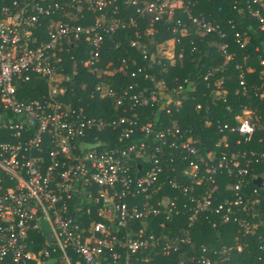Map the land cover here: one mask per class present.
Returning a JSON list of instances; mask_svg holds the SVG:
<instances>
[{
	"label": "built area",
	"instance_id": "1",
	"mask_svg": "<svg viewBox=\"0 0 264 264\" xmlns=\"http://www.w3.org/2000/svg\"><path fill=\"white\" fill-rule=\"evenodd\" d=\"M118 2L0 0V264H166L157 257H169L192 242L191 228L202 216L214 227L218 220L238 222L249 235L263 224L254 220L251 209L264 191V171L254 176L262 178L260 186L250 189L248 178L256 164L264 163V151L236 148L228 133H238L237 144L251 141L264 127L253 110L244 107L234 125L217 121L222 135L205 149L199 139L185 138L186 130L176 119L167 124L159 115L139 124L140 107L157 104L158 113L172 114L171 105L180 109L190 96L187 85L195 86L186 77L169 91L162 79L148 92L137 80L152 78V73L143 65L134 67L137 61L127 58L121 69L130 71L135 83L118 90L101 80L88 94L112 98L124 114L90 115L67 99L75 95L68 83L79 63L71 54L73 46L86 43L89 54L83 65L98 78L120 69L99 64L106 42L120 28L137 26L136 16H120ZM246 2L251 17L264 29V0ZM126 3L135 6L138 15H150L151 26L166 17L174 23V32L189 34L192 26L200 36L217 35L216 45L226 61L235 55L221 22L193 12L198 0ZM92 13L91 21L79 22ZM227 23L234 40L244 47L247 31L236 29L232 20ZM131 45L148 58L147 46L139 38ZM68 57L72 72L66 67ZM36 76L45 89L37 97H23V85ZM240 77L245 86L243 73ZM262 78L256 89L264 97V69ZM223 85L224 79L218 78L214 98H226ZM108 130L111 134H104L108 140L99 136ZM139 131L145 139H138ZM115 132L122 144H111ZM144 166L141 174L135 173L136 167ZM224 172L231 180L221 188L217 180ZM160 214L167 220L186 214L188 227L180 234L151 228V215ZM38 235L44 237L42 242ZM263 235L259 237L264 252ZM209 251L203 246L200 258L193 255L176 264H215ZM221 252L228 257L231 249L224 246Z\"/></svg>",
	"mask_w": 264,
	"mask_h": 264
},
{
	"label": "trees",
	"instance_id": "2",
	"mask_svg": "<svg viewBox=\"0 0 264 264\" xmlns=\"http://www.w3.org/2000/svg\"><path fill=\"white\" fill-rule=\"evenodd\" d=\"M147 2L152 0H139ZM246 0H198L194 6L193 12L197 14H205L207 17L215 18L221 22L223 28L228 31V40L230 43L229 51L234 53L233 58L226 61L225 56L216 45L217 35L200 36L196 34L195 29L190 27L189 34H180L174 32L172 27L174 23L168 18L156 21L150 25V15L142 17L137 14L136 7L126 3V0H119L120 16L128 17L134 15L137 18V26L120 28L111 40H108L104 45L99 64L101 68L111 69L120 68L113 74L105 73L98 78V74L89 72L88 68L83 65V60L87 58L89 50L86 51V43L83 41V47H72L71 54L78 60L77 73L73 81L68 83L71 86L72 93L68 100L73 101L78 108H85L90 115L110 117L112 115L124 114L123 109L114 103L112 98L101 99L91 98L88 94L92 88L101 80H105L109 85L120 90L121 86H127L130 83H135V78L131 77L130 71L121 69V61L127 58L130 63L132 59L137 61L134 67L143 65L149 73H152V78L138 79L139 87L147 86L149 91L156 89L157 80H164L167 83L169 91L177 87L179 83L188 77L192 81L195 88L187 85L189 97L184 99L183 105L178 109L174 104L171 105L173 113H167L165 110L157 112V104L148 107H140L139 124L154 120L159 115L165 118V123L169 124L176 119L182 130H186L185 138L198 139V143L202 148H211L214 143L222 135L216 126L217 121L234 125L237 123L236 116L242 113L244 107L254 111L255 116H258L261 124H264V97L260 96V92L256 89L262 81V71L264 64V29L260 27L258 19L251 17ZM177 16H186L181 12ZM94 18V13L88 15L87 20L81 19V23H87ZM228 20H232L236 29L247 31V43L241 47L234 40V30L228 24ZM152 27L153 33H149L148 29ZM179 37V41L173 40ZM174 37V38H173ZM139 38L142 43H145L149 52L148 58H144L141 49L131 45L133 39ZM173 40L175 46L174 59L168 57L155 56L154 52L160 44L166 41ZM180 54H182L180 56ZM82 59V61H81ZM69 60V57L68 59ZM69 64L68 71H73ZM67 64V63H66ZM208 79L205 76L208 72L214 71ZM241 73L245 78V86L241 84ZM218 78L224 79V87L227 90L226 98H214L213 87ZM85 84V88L82 86ZM158 88V87H157ZM45 89V82L39 80L36 76L33 81L25 83L22 87L24 91L23 97L34 98L39 96L40 92ZM175 97H177L174 94ZM181 97V96H179ZM201 103V108H197V104ZM168 115V116H166ZM210 120L211 125H206V121ZM110 132L105 131L99 133L103 139ZM230 142L236 148L246 150L264 151V127L257 129L251 141H241L236 143L239 137L238 133L229 131ZM98 134V133H97ZM106 134V135H104ZM118 132L111 137L114 140L111 144H122L118 141ZM138 139H145L142 132H138ZM243 139V137H242ZM197 143V142H196ZM264 163L256 164L249 174V188L260 186L254 179L255 175H261L264 171ZM145 170L139 167L135 168V173L141 174ZM231 179L226 175V172L218 177L220 187L224 188L226 183ZM250 188V189H251ZM202 189V188H200ZM260 202L253 206L252 213L254 220L263 221V224L257 229L253 235L245 234L243 228L238 222H224L218 220L217 226L200 217L191 228L192 242L185 244L182 250L173 252L169 257H157L160 263L176 264L182 258L189 259V256L195 255L196 258L202 256V247L209 248L208 254L213 257L215 264H263L264 252L260 249L261 238L260 234H264V191L260 196ZM94 219H100L97 215ZM151 228L157 229L160 232L166 230L174 231L177 226L181 229L187 228V215L175 217L167 220L164 214L151 215ZM140 221L136 220L135 225H139ZM183 235V233H181ZM39 236V241L42 242L44 237ZM264 236V235H263ZM238 244L242 245L239 250ZM231 249V254L227 257L221 250L223 247ZM214 250L218 253L215 254ZM226 256L227 258H224Z\"/></svg>",
	"mask_w": 264,
	"mask_h": 264
},
{
	"label": "rangeland",
	"instance_id": "3",
	"mask_svg": "<svg viewBox=\"0 0 264 264\" xmlns=\"http://www.w3.org/2000/svg\"><path fill=\"white\" fill-rule=\"evenodd\" d=\"M173 40L166 41L164 44H160L159 47H157V51L154 52V55L159 57H168L171 60L174 59V51H173Z\"/></svg>",
	"mask_w": 264,
	"mask_h": 264
},
{
	"label": "crops",
	"instance_id": "4",
	"mask_svg": "<svg viewBox=\"0 0 264 264\" xmlns=\"http://www.w3.org/2000/svg\"><path fill=\"white\" fill-rule=\"evenodd\" d=\"M182 231V229H181V227L180 226H177L176 228H175V230H174V232H179V234H180V232ZM187 244V243H186ZM184 246H185V244H184ZM183 246V247H184ZM183 249V248H182ZM189 258H190V256H189ZM182 259H184V258H182ZM185 260V259H184Z\"/></svg>",
	"mask_w": 264,
	"mask_h": 264
},
{
	"label": "water",
	"instance_id": "5",
	"mask_svg": "<svg viewBox=\"0 0 264 264\" xmlns=\"http://www.w3.org/2000/svg\"><path fill=\"white\" fill-rule=\"evenodd\" d=\"M258 184H262V178L261 177H258V178H256V180H255Z\"/></svg>",
	"mask_w": 264,
	"mask_h": 264
}]
</instances>
